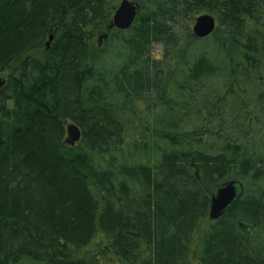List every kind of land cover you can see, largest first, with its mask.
<instances>
[{
  "label": "trees",
  "instance_id": "trees-1",
  "mask_svg": "<svg viewBox=\"0 0 264 264\" xmlns=\"http://www.w3.org/2000/svg\"><path fill=\"white\" fill-rule=\"evenodd\" d=\"M119 1L0 0V264H264V0Z\"/></svg>",
  "mask_w": 264,
  "mask_h": 264
},
{
  "label": "water",
  "instance_id": "water-1",
  "mask_svg": "<svg viewBox=\"0 0 264 264\" xmlns=\"http://www.w3.org/2000/svg\"><path fill=\"white\" fill-rule=\"evenodd\" d=\"M138 11L139 4L136 0H120L107 26V31L113 28L119 30L129 28L135 20ZM215 28V17L209 13H201L195 17L191 30L195 37L204 38L210 35ZM107 35V32H103L98 36V45L101 44V41L105 39ZM51 39L52 35L49 36L46 45L49 44ZM6 79V75L0 74V89L4 86ZM65 128V143L70 146L75 145L81 138L80 128L74 122L66 123ZM242 192V183L236 180L224 181L217 185L211 193L208 218L210 220L218 219L225 213L229 206L241 196ZM197 264L201 263L198 262Z\"/></svg>",
  "mask_w": 264,
  "mask_h": 264
},
{
  "label": "rangeland",
  "instance_id": "rangeland-1",
  "mask_svg": "<svg viewBox=\"0 0 264 264\" xmlns=\"http://www.w3.org/2000/svg\"><path fill=\"white\" fill-rule=\"evenodd\" d=\"M194 19H191V21H190V27L191 28H192V25L194 23ZM101 42H103V41H101ZM152 55H153L154 58H160L162 56V46L160 44H153L152 45ZM138 107H139L140 110L143 108L141 103H138ZM68 122H70V121H68ZM68 122H66V123H68ZM209 223H210V219H205V220L202 221L198 232L195 234V237H194L195 240L199 236L201 231L203 229H205V227ZM191 260H192V264H197L199 262L198 261V257H197V250H196V247H195V241H194L193 251H192V254H191Z\"/></svg>",
  "mask_w": 264,
  "mask_h": 264
}]
</instances>
